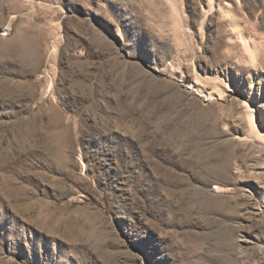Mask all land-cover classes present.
Instances as JSON below:
<instances>
[{
	"label": "rangeland",
	"instance_id": "rangeland-1",
	"mask_svg": "<svg viewBox=\"0 0 264 264\" xmlns=\"http://www.w3.org/2000/svg\"><path fill=\"white\" fill-rule=\"evenodd\" d=\"M0 264H264V0H0Z\"/></svg>",
	"mask_w": 264,
	"mask_h": 264
},
{
	"label": "bare ground",
	"instance_id": "bare-ground-1",
	"mask_svg": "<svg viewBox=\"0 0 264 264\" xmlns=\"http://www.w3.org/2000/svg\"><path fill=\"white\" fill-rule=\"evenodd\" d=\"M240 40H241V42H242V45L245 47V49L249 52L250 51V49H249V46H248V42H247V40L245 39V37L244 36H240ZM244 49V50H245ZM252 49V48H251ZM246 51V52H247ZM252 52V51H251ZM202 92V91H201ZM206 97H209V98H211L212 97V94H210V95H208V96H206ZM220 97V96H219ZM248 112H247V115H248V119H249V122H250V125H251V127L252 128H254L255 127V117H254V112H253V108H252V106H248V110H247ZM256 128V127H255ZM254 130V129H253ZM258 135H260V133H258ZM261 136V135H260Z\"/></svg>",
	"mask_w": 264,
	"mask_h": 264
}]
</instances>
